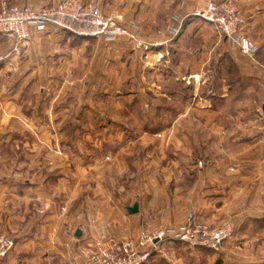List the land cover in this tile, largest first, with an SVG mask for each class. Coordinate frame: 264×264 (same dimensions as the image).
<instances>
[{
  "label": "crops",
  "instance_id": "crops-1",
  "mask_svg": "<svg viewBox=\"0 0 264 264\" xmlns=\"http://www.w3.org/2000/svg\"><path fill=\"white\" fill-rule=\"evenodd\" d=\"M4 1L40 9L61 0ZM100 1L106 15L138 22L148 41L168 38L181 20L182 30L150 51L49 27L16 53L0 34V237L15 243L0 264H84L99 236L136 240L188 212L235 223L222 250L190 253L195 264H264L250 250L254 239L264 246V0H238L253 56L193 16L194 0ZM118 86L124 92H111ZM156 142L175 157L157 179L130 177L144 200L128 204L132 193L106 186L101 164L109 150V165L134 164L135 151ZM172 262L186 260L161 264Z\"/></svg>",
  "mask_w": 264,
  "mask_h": 264
},
{
  "label": "built area",
  "instance_id": "built-area-1",
  "mask_svg": "<svg viewBox=\"0 0 264 264\" xmlns=\"http://www.w3.org/2000/svg\"><path fill=\"white\" fill-rule=\"evenodd\" d=\"M192 15L213 24L242 53L255 54V42L243 34V10L238 0H194ZM182 23L181 20L178 26L168 27V38L151 42L145 39L138 22L125 21L122 14L106 15L100 0H61L57 5L40 9L8 5L5 1L0 5V34L13 43L16 53L31 37L32 30L44 31L49 27L107 43L125 42L134 49L150 51L175 39L182 30ZM6 57L0 55V61ZM234 233L232 220L211 224L191 212L184 222L151 232L143 231L136 240L103 234L95 240L84 264H147L166 240L179 241L193 249L202 247L220 251ZM14 244V239L1 236L0 256L7 255Z\"/></svg>",
  "mask_w": 264,
  "mask_h": 264
},
{
  "label": "rangeland",
  "instance_id": "rangeland-1",
  "mask_svg": "<svg viewBox=\"0 0 264 264\" xmlns=\"http://www.w3.org/2000/svg\"><path fill=\"white\" fill-rule=\"evenodd\" d=\"M105 88H106L107 91H110L109 87H105ZM115 90L116 91L118 90L119 93L121 91L124 92L125 87L124 86H118L117 88L116 87L115 88L112 87L111 92L116 93ZM121 104H123V101H121ZM123 119L125 120V118H123ZM140 120H142V119H140ZM117 125L118 124H116L115 127H119L120 124L118 126ZM154 130H156V129H154ZM157 142L154 145H151L148 150L144 151V153H142L143 155H141L140 150L135 151V153L133 154L134 155L133 156V160H136L135 159L136 156H137L138 159L135 161L136 163H134V164H129V165H126V166L118 165L117 167L109 165L108 164L109 161H110L109 159L114 154V151H112V150H109L110 157L109 156L105 157V161H107L106 164H104V165L101 164V170H103L105 168H108L104 172L106 174V181H105V185L106 186L110 187V185H111L112 188L122 189V191L127 192V193H125V192L123 193L126 196H127L128 193H132V197L131 198L127 197L126 203H128V204H130L131 202L144 200V199H142L139 196V193H138L139 190L135 191V192L133 191L134 188H135V185H137L136 186L137 188L140 187V182H138L137 184L135 182L132 183L131 182L132 179L130 177L134 178L135 174H137V173L139 174L140 172L141 173L145 172L146 174L154 176L156 178V176L160 175L159 173L162 172V165H160V164H165L166 163V161L163 160V159L166 158L168 161H171L175 157V150L172 148V145H170L168 147H165L163 149L162 147H160L158 145ZM143 161H148V162L145 163ZM149 161H157L159 164L155 163L154 165H150ZM112 173H114V174H112ZM111 180H113V181L111 182ZM154 182H155V180H154ZM148 185L150 186L151 189L152 188H158V189L161 190L163 188V186H157L156 184H153L152 182L148 183ZM131 186H132V188H131ZM172 187H173L172 180H169V181L166 180L165 191L163 193L164 198H162L163 201L165 202V204H166V201H167V198H168V194H170V189H172ZM189 213H191V212L184 213L183 217L180 220H178L177 223H174L175 221L173 220L171 224L166 225V226L164 225V227L175 226V225H178V224L184 222L186 220V218H187ZM192 213H194V212H192ZM170 218H173V215H171L169 217V219ZM205 222H207V221H205ZM211 224H216V223H211ZM170 241H174V240H166L161 245L162 251L158 250V251L154 252L155 254L152 257L151 264H161L162 262L173 260L174 257H181V258L183 257L186 260L185 264H195L193 258H190V253H194V252L196 253L200 248L199 249L198 248L197 249L196 248L193 249V248H190L189 246L184 245L182 243H175V244H171L169 246L167 242H170ZM262 242H263V240L254 239L253 240V245L250 248L251 252L252 253H257L259 251L258 253L264 254V248H263L264 246L262 245ZM257 243H259L261 245L259 246V245H257ZM89 248H91V250H90V252H91L92 251V247H89ZM163 254L166 255L165 257H168L169 259L168 258H163L164 257ZM161 255H163V257ZM170 264H173V262L170 263ZM202 264H205V263L202 262Z\"/></svg>",
  "mask_w": 264,
  "mask_h": 264
},
{
  "label": "water",
  "instance_id": "water-1",
  "mask_svg": "<svg viewBox=\"0 0 264 264\" xmlns=\"http://www.w3.org/2000/svg\"><path fill=\"white\" fill-rule=\"evenodd\" d=\"M128 210H129L130 213L138 212L139 211V203L138 202L134 203V205L128 207ZM77 234L80 235L81 232L79 231Z\"/></svg>",
  "mask_w": 264,
  "mask_h": 264
},
{
  "label": "trees",
  "instance_id": "trees-1",
  "mask_svg": "<svg viewBox=\"0 0 264 264\" xmlns=\"http://www.w3.org/2000/svg\"><path fill=\"white\" fill-rule=\"evenodd\" d=\"M201 248H202V247H201ZM203 249H207V248H203ZM210 250H211V249H210ZM154 254H155V253H154ZM154 254H153V255H154ZM151 262H152V259H151V261L148 262L147 264H151Z\"/></svg>",
  "mask_w": 264,
  "mask_h": 264
}]
</instances>
